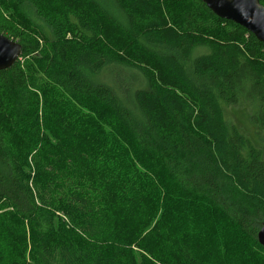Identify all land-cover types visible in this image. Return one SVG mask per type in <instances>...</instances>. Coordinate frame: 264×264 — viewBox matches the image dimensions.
Wrapping results in <instances>:
<instances>
[{"label": "trees", "instance_id": "trees-1", "mask_svg": "<svg viewBox=\"0 0 264 264\" xmlns=\"http://www.w3.org/2000/svg\"><path fill=\"white\" fill-rule=\"evenodd\" d=\"M114 2L0 0L22 45L0 70V242L17 248L0 264H264V43L203 0Z\"/></svg>", "mask_w": 264, "mask_h": 264}, {"label": "water", "instance_id": "water-1", "mask_svg": "<svg viewBox=\"0 0 264 264\" xmlns=\"http://www.w3.org/2000/svg\"><path fill=\"white\" fill-rule=\"evenodd\" d=\"M220 18L232 20L264 43V5L260 0H203ZM22 45L0 32V70L12 67L20 58ZM264 246V223L258 233Z\"/></svg>", "mask_w": 264, "mask_h": 264}, {"label": "rangeland", "instance_id": "rangeland-1", "mask_svg": "<svg viewBox=\"0 0 264 264\" xmlns=\"http://www.w3.org/2000/svg\"><path fill=\"white\" fill-rule=\"evenodd\" d=\"M102 4H104L109 10H111L114 14L120 16V13L118 12V10L116 9V5L114 0H99ZM24 12L27 15V17L32 20L35 24L38 25V27L40 29L43 30V32L50 36L51 35V31L50 28L45 24V22L39 18L36 15V12L34 10V8L29 5L28 3L25 4L24 6ZM107 70H110L109 68ZM107 70H105V72L103 73L104 75L107 74ZM115 68H112V72H115ZM120 72H123V69L119 68ZM126 73H131V71L126 70ZM249 113L246 110V107L244 106H228L225 109V114L226 117L229 121H232L236 124H238L244 131L248 132L249 134H253L251 133V122L249 119ZM256 143L264 150V140H260L258 138H256ZM151 182H146L145 180H143L141 184V186L143 187V185L146 183L148 185L152 186V190L149 193H152L151 195H149V198L152 197L153 195H157L158 190H162V184L153 177H150ZM145 186V185H144ZM148 187V186H147ZM157 223L156 221L151 225V228L149 230L146 231L145 234H149L150 231L151 233L153 232V230L156 228ZM1 239V238H0ZM2 248V256L4 259H9L10 255H12V252L17 249L14 245H6L4 243L0 242V250Z\"/></svg>", "mask_w": 264, "mask_h": 264}]
</instances>
